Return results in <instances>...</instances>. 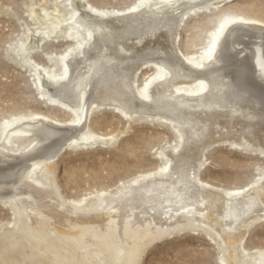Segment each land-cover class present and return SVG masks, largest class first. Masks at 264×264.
<instances>
[{"label":"bare ground","instance_id":"1","mask_svg":"<svg viewBox=\"0 0 264 264\" xmlns=\"http://www.w3.org/2000/svg\"><path fill=\"white\" fill-rule=\"evenodd\" d=\"M232 1L148 0L141 8L104 12L71 0L76 11L63 21L68 29L58 27L59 19L39 33V44L58 31L87 42L77 57L62 60L61 76L41 73L39 82L73 121L24 118L4 129V143L0 139V202L14 213L12 229L0 233V264H38L44 250L47 264H138L157 240L201 229L216 244L219 264H264V253L248 255L241 247L248 229L264 219V177L247 195L200 179L204 153L220 140L264 154V27L234 18L209 53L188 56L178 45L177 29L188 13ZM144 67L152 75L138 88ZM102 106L128 121L169 123L179 142L163 153L157 172L103 193L100 206L89 211L92 198L68 203L53 190L50 162L68 147L115 144V136L82 132ZM53 225L63 250H46Z\"/></svg>","mask_w":264,"mask_h":264},{"label":"rangeland","instance_id":"2","mask_svg":"<svg viewBox=\"0 0 264 264\" xmlns=\"http://www.w3.org/2000/svg\"><path fill=\"white\" fill-rule=\"evenodd\" d=\"M82 1L91 9L118 12L141 8L148 0ZM75 11L71 0H0L1 140L6 127L24 118L44 116L57 122L73 121L70 114L51 104L50 90L39 82L42 80L41 73L52 72L56 78L61 76L62 60L77 57L80 46L86 44L84 37L71 41L64 35L68 27L63 21ZM234 18L256 22L264 27V0H234L217 8L188 13L177 29L181 52L188 56H198L204 51L209 53V48L219 41L224 24ZM57 21L62 23L58 27L64 32L58 31L57 37L54 34L39 44V33L53 30ZM22 46L28 50L20 51ZM151 75L149 68H142L136 78V86L143 87ZM82 132L115 136V144L108 147H68L50 162L49 174L53 190L57 189L65 202L79 203L92 198L88 204L89 211L100 206L103 193L122 191L140 176L157 172L161 161L165 160L163 153L177 148L179 142L178 130L169 123L155 119L128 121L107 106L88 116ZM220 141L204 153L200 179L221 191L245 190L247 195V190L264 177V154L250 151L252 148L240 150L230 145L229 141ZM2 145L8 147L7 144ZM258 146L255 144V147ZM13 205L20 204L15 201ZM13 214L9 203L0 202V233L12 229ZM262 221L254 223L242 241L241 247L248 255L264 253ZM55 227L49 228L45 236L50 243V248L46 250H63L65 247L58 241ZM209 232L216 237L214 232ZM209 239L202 229L171 233L143 250L138 264H219V251ZM46 252L38 253L41 261L38 264L50 261Z\"/></svg>","mask_w":264,"mask_h":264},{"label":"water","instance_id":"3","mask_svg":"<svg viewBox=\"0 0 264 264\" xmlns=\"http://www.w3.org/2000/svg\"><path fill=\"white\" fill-rule=\"evenodd\" d=\"M253 135H254V133H253Z\"/></svg>","mask_w":264,"mask_h":264}]
</instances>
